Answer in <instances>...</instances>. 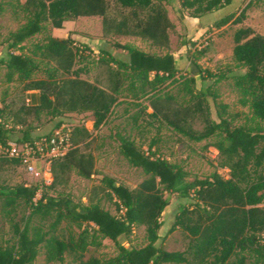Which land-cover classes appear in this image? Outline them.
<instances>
[{
  "label": "trees",
  "instance_id": "obj_1",
  "mask_svg": "<svg viewBox=\"0 0 264 264\" xmlns=\"http://www.w3.org/2000/svg\"><path fill=\"white\" fill-rule=\"evenodd\" d=\"M170 3L171 0H25L22 10L26 22L9 34L7 56L0 59L8 82L19 84L25 97L20 106L0 107V163L23 166L20 159L5 156L12 136L18 134V144L33 145L61 128L66 115L91 114L93 127L98 130L111 115L124 79L128 78L132 88L140 84L143 90L153 94L148 99L152 111L149 117L192 142L220 135L221 140L214 145L219 153L218 167L228 170L229 177L214 173L205 179L189 181L182 168L158 157L151 148L147 152L121 136L118 138L121 155L146 175L136 188L129 189L97 172L95 156L85 151L91 132L85 126L71 127L72 147L63 157L50 161L52 181L45 188L57 191L67 187L73 172L99 184L92 188L88 204L80 205L67 196H49L43 191L41 198L34 201L42 188L39 185L1 186L3 211H13L23 203L29 207L30 214L22 227L14 226L15 244L0 246V264H33L41 246L46 249L48 261L60 263L69 255L79 264H264V207L261 206L264 129L233 127L221 116L219 122L212 120L211 90L204 87L195 92L192 87L195 79L186 85L190 100L185 105H178L174 97L161 92L168 81L180 75L177 59L170 51V33L175 29L166 7ZM231 3L232 0H179V12L181 19L184 11L190 17L201 18ZM250 6L251 2L246 9ZM243 16L232 14L215 24L220 28L242 24ZM83 17L101 18L105 39L140 38L164 53L150 54L115 43L117 49L127 54V60L105 53L109 56L108 63L118 66L109 68V89L82 79V71L75 70L79 50L70 36L57 38L49 34L44 43L35 46L33 54L52 64L44 70L33 57L18 53L23 44L46 29L60 30L65 23ZM233 41V59L242 69V73L234 76V84L248 97L254 118L264 122V36L251 27H242L235 31ZM199 52L203 51L195 54ZM38 73H43V78H36ZM43 115L57 122L50 134L35 136L29 119ZM6 117L11 119L12 127L4 123ZM197 120L204 125L201 131L194 128ZM164 192L177 194L189 202L177 214L169 231L172 234L181 230L187 235L184 252H168L158 246L161 218L168 206ZM100 194L115 206L117 215L104 209L98 201ZM35 217L43 222L54 219V222L45 232L41 227H31ZM64 222L81 230L77 237L59 235L58 228ZM138 226L145 228L147 244L142 248L126 247L124 241ZM106 239L115 244L117 254L105 260L86 259L89 247Z\"/></svg>",
  "mask_w": 264,
  "mask_h": 264
},
{
  "label": "rangeland",
  "instance_id": "obj_2",
  "mask_svg": "<svg viewBox=\"0 0 264 264\" xmlns=\"http://www.w3.org/2000/svg\"><path fill=\"white\" fill-rule=\"evenodd\" d=\"M24 2L25 0H0V59H5L7 56L9 34L19 29L26 22V16L22 10ZM250 2L251 6L246 9ZM249 3L245 0L240 4L232 5L224 14L228 16L234 14L236 17H242L244 14L242 24H229L224 29H220L215 24L219 20L213 23L214 18L206 16L203 24L200 20L201 25H207L201 35L196 34L190 23L183 26V23L180 22L179 0H173L166 6L171 21L180 27L179 31L174 29L170 33V38L172 37L174 40L170 51L176 55L180 75L176 79L168 81L161 92L174 97L178 105H185L190 100L186 85L188 81L195 79L196 84H192V87H195V92L204 87H209L211 90L209 106L212 120L219 122L221 116L233 127L244 126L264 129V122L254 118L249 107L248 97L234 84V76L242 73V69L233 59L235 31L242 27H251L264 36V0H249ZM182 16L191 18L188 11H184ZM49 34L54 36L53 29L48 28L42 35L27 41L18 52L33 57L43 70L52 64L48 65L47 61L40 58L38 54L34 55L33 51L37 44L44 43V39ZM55 36L57 38L70 36L75 41L74 47L79 50L75 70L82 71V79L95 83L104 89H109V68H118L116 64L108 63L109 56L105 53H109L115 59L127 60V54L117 49L114 46L115 43L131 45L150 54L160 55L164 53L163 50L154 47L151 42L140 38L105 39L102 32V19L97 17H83L77 21L69 22L63 29L55 31ZM206 39H208V45L201 50L203 52L195 54L189 50L190 47H194L193 43L198 45ZM195 61L197 66L194 64ZM208 73L216 76H209ZM43 76V73L35 75L36 78H43ZM218 77H224V79L217 80ZM21 90L22 87L19 84L8 82L6 69L0 67V107L5 105L20 106L25 100ZM147 93L149 91L143 90L140 84L132 88L129 79L125 78L111 115L98 130L93 127L91 114H69L63 118L64 125L70 127L85 126L91 132L92 136L85 151L91 152L95 156L97 172L114 179L117 184L129 189L136 188L146 179V175L141 169L133 167L121 155L118 138L123 136L128 137L147 152L151 148L158 157L167 159L170 163L182 168L189 181L205 179L214 173H219L224 178H228V170L218 167L219 153L214 146L221 140V136L217 134L202 142H192L175 133L164 123L148 116L152 112L149 108L148 99L153 94ZM56 122L57 120H52L43 115L39 119L30 118L28 124L35 136H44L53 131ZM4 123L10 127L13 126L8 117L4 119ZM194 128L201 131L204 125L197 120L194 123ZM17 136L18 134L12 136L11 142H16ZM34 167V173H30L24 166L0 163V187L14 188L22 184L27 186L39 185L42 187L40 191H43V194L47 193L49 196L61 194L71 199L74 204L80 205L88 204V199L92 197V188L99 184L96 180L83 179L73 172L67 187L53 191L45 188L48 187L45 184L47 178L45 176V164L37 162ZM164 197L168 201V206L161 218L162 228L159 231L158 246L168 252H184L188 246L187 235L181 230H175L172 234H169V231L177 214L189 202L174 193L164 192ZM98 201L104 209L117 215L115 206L106 200L103 194L98 196ZM1 203L0 200V246L9 247L13 246L16 241L13 233L14 226L22 227L26 223L30 209L25 204L20 203L13 211H3ZM261 206L264 207V203ZM53 222L54 219L43 222L35 217L31 221V227H41L46 232ZM80 231L77 226L66 222L58 228L59 235L67 238L77 237ZM124 244L126 247L132 248L144 247L147 244L145 228L135 227L133 234L127 241H124ZM116 254L117 249L112 241L108 239L98 240L97 245L89 247L86 259L97 257L105 260L114 257ZM33 264L79 263L69 255L65 256L63 263L50 262L47 259L46 249L41 246Z\"/></svg>",
  "mask_w": 264,
  "mask_h": 264
},
{
  "label": "built area",
  "instance_id": "obj_3",
  "mask_svg": "<svg viewBox=\"0 0 264 264\" xmlns=\"http://www.w3.org/2000/svg\"><path fill=\"white\" fill-rule=\"evenodd\" d=\"M208 39L201 44H194L189 50L193 53L201 51L208 45ZM72 129L70 126L62 125L50 137L43 138L40 141L32 144H18L17 142H10L5 150V156L8 158L20 159L23 166L26 167L30 173H34V164L41 162L45 164V180L46 185H50L52 176L50 172V161L63 157L72 147L71 144ZM41 191H38L34 201L39 200Z\"/></svg>",
  "mask_w": 264,
  "mask_h": 264
},
{
  "label": "crops",
  "instance_id": "obj_4",
  "mask_svg": "<svg viewBox=\"0 0 264 264\" xmlns=\"http://www.w3.org/2000/svg\"><path fill=\"white\" fill-rule=\"evenodd\" d=\"M173 0H171V2H172ZM245 0H232V3H231V5L230 6H228V7H226V8H224V9H221V10H218V11H214V12H212V13H209V14H206V15H204V16H202L201 18H193V17H191V18H188V17H183L181 20H180V22H182L183 23V26H184V24L185 25H187V24H191V26L192 27H194V31L196 32V34H198V35H201L202 34V32H204V30L206 29V27H207V25H201L200 24V20H201V23L203 24V21H204V17H206V16H211L212 18H214V22L213 23H215L216 21H220L221 19H223V18H225V17H227L228 15H224L225 14V12H227V9L229 8V7H231L232 5H237V4H240L241 2H244ZM247 3H249V0H247ZM67 23H69V22H67ZM67 23H65L64 24V26L67 24ZM172 23L174 24V26H175V29L177 30V31H179V26L176 24V23H174L173 21H172ZM227 26V25H226ZM226 26H223V27H221L220 29H224V27H226ZM59 29H53V32H54V37H56L55 36V31H58ZM170 41H171V46H173V42H174V40L172 39V37L170 38ZM175 56V58H176V55H174Z\"/></svg>",
  "mask_w": 264,
  "mask_h": 264
}]
</instances>
